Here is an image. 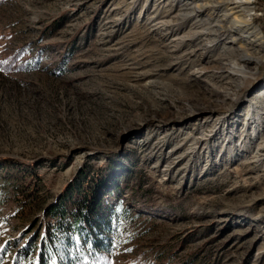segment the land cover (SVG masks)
I'll use <instances>...</instances> for the list:
<instances>
[{
  "label": "rangeland",
  "instance_id": "obj_1",
  "mask_svg": "<svg viewBox=\"0 0 264 264\" xmlns=\"http://www.w3.org/2000/svg\"><path fill=\"white\" fill-rule=\"evenodd\" d=\"M210 1L0 0V264L95 195L105 264H264V0L241 32Z\"/></svg>",
  "mask_w": 264,
  "mask_h": 264
},
{
  "label": "trees",
  "instance_id": "obj_2",
  "mask_svg": "<svg viewBox=\"0 0 264 264\" xmlns=\"http://www.w3.org/2000/svg\"><path fill=\"white\" fill-rule=\"evenodd\" d=\"M11 68L21 67L22 62L18 63L15 56H11L7 62ZM104 188L106 184H102ZM72 188L68 186L66 190V198L68 194H72ZM65 200V199H64ZM102 198L99 196H93V199L89 203L84 204L85 212L80 219H77L75 214L74 218L71 215L72 220L66 226V222L63 221L65 215L69 212L64 208V203L54 205L49 208L48 213L51 217H59L54 223L55 230L58 231L60 240L58 246L52 240L49 233L46 244L48 262L51 264H105L107 254L109 252V235L114 231L113 227L104 220V213L102 211ZM62 204V207L60 206ZM112 216L115 215V211L111 212ZM64 222V223H63ZM53 241V243L51 242ZM55 243V244H54ZM63 248L61 250L58 248Z\"/></svg>",
  "mask_w": 264,
  "mask_h": 264
},
{
  "label": "bare ground",
  "instance_id": "obj_3",
  "mask_svg": "<svg viewBox=\"0 0 264 264\" xmlns=\"http://www.w3.org/2000/svg\"><path fill=\"white\" fill-rule=\"evenodd\" d=\"M253 3H254V0H212V1H210V4H208L207 6H211L214 9H217L219 6H222L223 8L230 10L231 11L230 14H236L235 19H233V21L230 22V26L219 25V28L221 31H225L226 29L230 28L233 31L241 32L244 30V28H246L248 25L251 24L250 20L247 18V16L252 14L251 11L253 9ZM238 15H240L241 18L240 17L238 18L237 17ZM251 32L253 33L252 35L256 34V31H251ZM243 36L244 35H242V37ZM245 36L247 37V35H245ZM259 43L262 44L261 42H259ZM239 57L242 60H247V61L252 60V58L250 56L245 55V54L239 55ZM228 72L231 74H236L235 72H231L230 70H228ZM204 81H206V83H208L212 87L216 86V84L213 83L212 81H208V80H204ZM263 89L264 88H262V89L260 88L259 91H256L254 93V95L252 96V99L250 100V103L248 104V106H250L251 108H249V107L247 108V116H246L245 123L248 125L250 124V126H251L250 131L248 128V133L252 138L259 131V128L257 127V125L259 124L258 123L259 117L258 116L251 117V112H252L251 110L259 105L258 101H260V99H264V91L262 92ZM263 113L264 112L261 111L260 114H263ZM263 148H264V140L262 141V143L259 146H257L258 151H257V154L255 156L256 159L260 157V155H261L260 151H262ZM254 161L252 160L250 162H254ZM259 164H260V162H259Z\"/></svg>",
  "mask_w": 264,
  "mask_h": 264
},
{
  "label": "snow or ice",
  "instance_id": "obj_4",
  "mask_svg": "<svg viewBox=\"0 0 264 264\" xmlns=\"http://www.w3.org/2000/svg\"><path fill=\"white\" fill-rule=\"evenodd\" d=\"M43 238V237H42Z\"/></svg>",
  "mask_w": 264,
  "mask_h": 264
}]
</instances>
